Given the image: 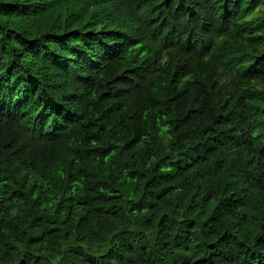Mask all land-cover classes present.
<instances>
[{
  "label": "trees",
  "instance_id": "1",
  "mask_svg": "<svg viewBox=\"0 0 264 264\" xmlns=\"http://www.w3.org/2000/svg\"><path fill=\"white\" fill-rule=\"evenodd\" d=\"M0 264H264V0H0Z\"/></svg>",
  "mask_w": 264,
  "mask_h": 264
}]
</instances>
